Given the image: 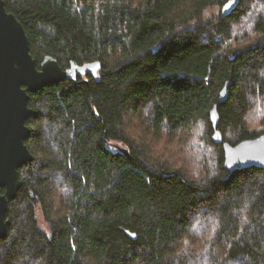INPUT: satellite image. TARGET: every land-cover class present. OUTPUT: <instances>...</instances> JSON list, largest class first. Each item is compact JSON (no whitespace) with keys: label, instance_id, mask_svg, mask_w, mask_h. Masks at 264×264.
Instances as JSON below:
<instances>
[{"label":"trees","instance_id":"16d2710c","mask_svg":"<svg viewBox=\"0 0 264 264\" xmlns=\"http://www.w3.org/2000/svg\"><path fill=\"white\" fill-rule=\"evenodd\" d=\"M4 1L38 66L98 64L30 93L34 159L0 264H264V169L228 176L210 119L230 82L224 141L264 134L249 119L264 111V0ZM133 122L181 131L183 161L158 157Z\"/></svg>","mask_w":264,"mask_h":264},{"label":"water","instance_id":"95a60500","mask_svg":"<svg viewBox=\"0 0 264 264\" xmlns=\"http://www.w3.org/2000/svg\"><path fill=\"white\" fill-rule=\"evenodd\" d=\"M233 6V1L224 6V16L232 11ZM97 64L79 65L71 62V66L64 69L57 58L46 55L38 66L22 22L14 12L7 10L5 1L0 0V190L4 189L3 193L0 192V239L7 235L9 220L6 219V213L9 202L15 198L23 184L19 168L34 159L25 143L31 133L27 125L32 115L30 93L66 78L76 80L78 74L94 73ZM229 84L227 82L221 90L218 102L210 111L213 138L223 144L228 176L238 169H264V134L231 144L224 141L219 130L218 108L229 97ZM128 233L135 235L130 231Z\"/></svg>","mask_w":264,"mask_h":264},{"label":"rangeland","instance_id":"374dc122","mask_svg":"<svg viewBox=\"0 0 264 264\" xmlns=\"http://www.w3.org/2000/svg\"><path fill=\"white\" fill-rule=\"evenodd\" d=\"M260 107L257 106L252 113L253 115L250 114L249 119L251 120H256L255 126L259 128V130L263 129L264 127L262 126L264 124V111H260ZM131 130L134 133V136H141V137H147L149 134L151 135L150 130L145 128L144 125H139L136 122H133L131 125ZM177 133L178 135L176 137H170L167 133L160 134L155 137H148L147 139L153 146L155 145L154 151L155 154L163 159H168L171 158L173 162H181L183 161V150H182V142H181V134ZM111 148L113 149H119L120 147H123L122 142H115L112 145H110ZM38 220L44 229H48V224L45 221L44 217L42 216V213L38 211Z\"/></svg>","mask_w":264,"mask_h":264}]
</instances>
